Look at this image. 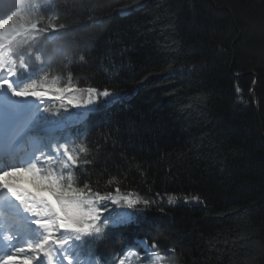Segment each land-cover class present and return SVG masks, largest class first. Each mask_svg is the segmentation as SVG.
Listing matches in <instances>:
<instances>
[{"label": "trees", "instance_id": "1", "mask_svg": "<svg viewBox=\"0 0 264 264\" xmlns=\"http://www.w3.org/2000/svg\"><path fill=\"white\" fill-rule=\"evenodd\" d=\"M32 13L37 31L10 45L28 65L19 84L47 75L119 97L77 110L51 92L34 125L65 124L53 144L79 153L76 186L150 201L108 202L81 255L118 264L140 238L167 264H264V0H37ZM50 20L65 27L42 31Z\"/></svg>", "mask_w": 264, "mask_h": 264}, {"label": "snow or ice", "instance_id": "2", "mask_svg": "<svg viewBox=\"0 0 264 264\" xmlns=\"http://www.w3.org/2000/svg\"><path fill=\"white\" fill-rule=\"evenodd\" d=\"M53 19H58V17ZM40 23H42L41 19H33L23 10L13 11L6 18L0 19V90H2L0 104L4 105L9 115L31 114L27 121L28 126L38 120L45 119L42 116H35V113H39L40 103L44 102V98L49 92H55L56 99L60 101H64L67 97L68 104L93 105L94 99L100 96L106 98L105 104L117 102L119 97L115 92L108 89L100 92L92 87L80 89L74 86L71 80L63 87L56 82L47 84L37 82L35 79L22 84L14 82L18 67L27 71L28 65L23 59L17 65V60L13 58L14 54L10 53L6 46H10L22 31L29 28L37 29V25ZM57 27L64 28L65 25H57L50 20L48 26L42 31L48 32L49 28L56 29ZM47 79L48 77L45 75L43 80ZM79 92H87L88 99L78 101L75 93ZM30 95L40 103L29 104L27 100L12 99V97L26 98ZM95 107L98 110L102 105L96 104ZM47 147H51L54 154L63 156L64 161L60 169L53 166H42L45 163L50 165L53 157L49 156L47 161H42L36 153L39 152L43 156L44 148ZM80 151L87 152V148L81 145ZM78 157L79 153L74 154L69 151L67 144L60 147L41 144L35 147L32 152L6 160L0 166V189H6L11 193V196L15 197L23 206L24 212L31 214L29 220L34 221V226H38L34 233L28 234V239L22 241L26 247L14 246L10 248V254L0 257V264H15L17 258L21 256L23 258L20 260V264H33L34 261L35 264H54L57 253L60 254L59 264H65V260L67 264H99L95 258H89L87 261L81 260V246L90 239H98L103 236L110 219L104 216V213L109 211L108 202L120 204L122 199L129 208H134L141 202L144 205L150 203L148 200L142 201L137 194H120L118 185L114 193L105 192L103 194L88 184H84L83 187L76 186L77 181L72 169L79 166ZM64 169H68L67 174ZM24 171L31 173L34 179L44 182V187L51 192V197L41 195L38 191H29L17 184L14 174ZM112 182L110 180L109 184ZM168 199L169 203L174 202L173 196H169ZM193 199L199 200V197H193ZM134 216V213H128L123 218L118 216L112 220V224L118 226L134 222ZM102 217H104L103 220ZM137 246L145 251L146 258L150 260L154 258L155 264H160L163 256L156 250L155 245L149 246L147 242L140 241ZM129 252L132 250L129 249ZM25 253L28 254L25 255ZM120 264H125V261L120 260Z\"/></svg>", "mask_w": 264, "mask_h": 264}, {"label": "rangeland", "instance_id": "3", "mask_svg": "<svg viewBox=\"0 0 264 264\" xmlns=\"http://www.w3.org/2000/svg\"><path fill=\"white\" fill-rule=\"evenodd\" d=\"M6 1L7 0H0V19L6 18L8 15H10L13 11H16V10H23V12L27 13L30 17L35 19V17L33 16L32 11L37 8V0H30L28 3H25V4L23 2H21L17 6L5 5ZM6 7H8V8L6 9ZM36 31H37V29H31V28L27 29L26 31H22L21 35L16 37L15 40H13L11 44H13L14 42L18 41L19 39H21L23 37H27L29 35H33ZM53 35L54 34H51V36H53ZM6 47H7V50L10 53H12L11 50H10V46H6ZM14 82L15 83H19L18 81H16V79H15ZM41 82L46 83L44 81H41ZM25 83H28V82H25ZM47 84H51V83L48 82ZM0 92H2V90H0ZM9 95H10V93H9ZM50 97H51V92H49L48 95L44 98V101H46ZM12 99L18 100V101L27 100L29 104L40 103L39 101L36 100L35 97H32L31 95L26 97V98L25 97H12ZM73 105L75 106V108L77 110H79V106L77 104H73ZM30 115L31 114H29V113L27 114V116L25 117V120L23 122H21L20 129L18 127L19 131L16 132L17 136L20 133L26 134V133L29 132V136H28V139H27V144L21 150L19 156H23L25 153L32 152L35 147H38L41 144H50L51 146L60 147V146H56L55 144H53V142H52L53 139L52 138L54 137L55 132L57 130L62 129L64 125L63 124H59L58 126L47 128V129H49V132L45 133L46 131L44 130V128L40 129V128H37V127H33V123L31 124V127L27 125V121L30 119ZM36 115H37V113H35V116ZM85 116H86L85 112L81 113V115H80V117H82V118L85 117ZM36 155L38 157H40V159L42 161H47V158L49 156L53 157V159L51 161V164L49 165L48 163H45V164L42 165L44 167L53 166V167H55L57 169H60L61 165H62L60 163V159H61L62 162L64 161L63 156L54 154L52 152L51 147L44 148V155L43 156H41L39 152H37ZM4 162L5 161H1L0 162L1 163L0 166H2ZM14 175H15V177L17 179L26 180V181H29L30 183H32V185L34 186L35 191H38L40 193L48 192L50 194L49 196H51V192L46 187H44V182L34 179L33 175L31 173H29L27 171H24V172L15 173ZM34 232L35 231H24L23 235L20 237L21 240H20L18 246L26 247V245L23 244L22 241L29 238V235H28L29 233H34ZM139 240L145 241L144 239L143 240L139 239ZM139 242L140 241H138L137 243L139 244ZM149 246H151V245H149ZM127 249H131L132 252H129ZM127 249L124 250L122 257L120 258V260H124L125 261V264H155L154 258L151 259V260L146 258V253L141 247H140L141 251H138V250H136L134 248H127ZM156 250H157V248H156ZM128 252H129V256H126L128 254ZM132 253H134V254H132ZM159 253L163 256V259L160 261V264H167V256L165 254L161 253V252H159ZM27 254L28 253H25V255H27ZM22 258H23L22 256L20 258H17L15 264H20V260H22ZM80 258L83 261H87L89 259L88 257L85 258V257H82V256H80ZM120 260H119L118 264H120ZM59 261H60V254L57 253L56 256H55L54 264H59ZM65 264H67L66 260H65Z\"/></svg>", "mask_w": 264, "mask_h": 264}, {"label": "bare ground", "instance_id": "4", "mask_svg": "<svg viewBox=\"0 0 264 264\" xmlns=\"http://www.w3.org/2000/svg\"><path fill=\"white\" fill-rule=\"evenodd\" d=\"M252 95H253V93H252ZM25 117L26 116H24L23 114L21 115V117H19L18 119H14L13 120V122L12 123H10L9 124V126H8V132H10V131H14V133L15 132H18L19 130H18V127H19V129H20V126H21V122H23L24 120H25ZM139 241H141V240H139ZM146 242V241H145ZM148 245V244H147ZM128 251H129V249H127ZM126 250V251H127ZM126 254V253H125ZM126 256H129V252H128V254L126 255Z\"/></svg>", "mask_w": 264, "mask_h": 264}, {"label": "water", "instance_id": "5", "mask_svg": "<svg viewBox=\"0 0 264 264\" xmlns=\"http://www.w3.org/2000/svg\"><path fill=\"white\" fill-rule=\"evenodd\" d=\"M138 7H139V5H137ZM255 74V76H257V74L256 73H254ZM257 85H258V83H257V79H256V81H255V84H254V87H253V93L255 92V90H256V88H257ZM253 96V95H252ZM253 106H254V108L257 110V103L255 102V100H253Z\"/></svg>", "mask_w": 264, "mask_h": 264}]
</instances>
